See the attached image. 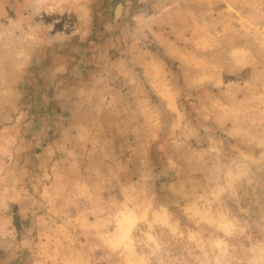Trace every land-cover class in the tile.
Segmentation results:
<instances>
[{"label":"rangeland","instance_id":"obj_1","mask_svg":"<svg viewBox=\"0 0 264 264\" xmlns=\"http://www.w3.org/2000/svg\"><path fill=\"white\" fill-rule=\"evenodd\" d=\"M0 264H264V0H0Z\"/></svg>","mask_w":264,"mask_h":264},{"label":"water","instance_id":"obj_2","mask_svg":"<svg viewBox=\"0 0 264 264\" xmlns=\"http://www.w3.org/2000/svg\"><path fill=\"white\" fill-rule=\"evenodd\" d=\"M122 8H123V4H119V6L117 8V16H119L121 14Z\"/></svg>","mask_w":264,"mask_h":264},{"label":"trees","instance_id":"obj_3","mask_svg":"<svg viewBox=\"0 0 264 264\" xmlns=\"http://www.w3.org/2000/svg\"><path fill=\"white\" fill-rule=\"evenodd\" d=\"M87 249H91V247H89V245L87 246ZM99 252V250H98ZM101 256H103L102 252H100Z\"/></svg>","mask_w":264,"mask_h":264}]
</instances>
